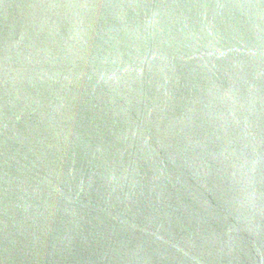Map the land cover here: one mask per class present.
<instances>
[{
    "label": "water",
    "instance_id": "water-1",
    "mask_svg": "<svg viewBox=\"0 0 264 264\" xmlns=\"http://www.w3.org/2000/svg\"><path fill=\"white\" fill-rule=\"evenodd\" d=\"M0 264H264V0H0Z\"/></svg>",
    "mask_w": 264,
    "mask_h": 264
}]
</instances>
